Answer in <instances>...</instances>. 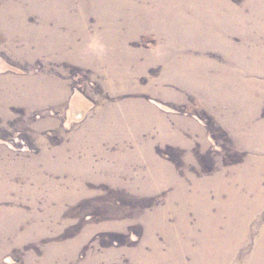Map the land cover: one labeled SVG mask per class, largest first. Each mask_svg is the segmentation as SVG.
Returning <instances> with one entry per match:
<instances>
[{
    "label": "rangeland",
    "instance_id": "obj_1",
    "mask_svg": "<svg viewBox=\"0 0 264 264\" xmlns=\"http://www.w3.org/2000/svg\"><path fill=\"white\" fill-rule=\"evenodd\" d=\"M171 252L264 264V0H0V264Z\"/></svg>",
    "mask_w": 264,
    "mask_h": 264
},
{
    "label": "bare ground",
    "instance_id": "obj_2",
    "mask_svg": "<svg viewBox=\"0 0 264 264\" xmlns=\"http://www.w3.org/2000/svg\"><path fill=\"white\" fill-rule=\"evenodd\" d=\"M152 1V0H151ZM52 2V1H51ZM257 2V1H256ZM110 3V2H109ZM149 3V2H148ZM151 3V2H150ZM253 3L255 4V1H253ZM59 4V3H58ZM111 4V3H110ZM202 5V4H201ZM256 5V4H255ZM56 6V5H55ZM258 6V5H257ZM256 6V7H257ZM58 7V6H57ZM212 8V7H211ZM206 9V8H205ZM162 10V9H161ZM171 10V9H170ZM178 11V10H177ZM145 13V12H144ZM210 14V13H209ZM2 15V14H1ZM6 16V15H5ZM106 16V15H105ZM12 17V16H11ZM175 17V16H174ZM107 18V17H106ZM99 21H100V19H99ZM101 22V21H100ZM256 22V21H255ZM175 24V23H174ZM16 29V28H15ZM205 29V28H204ZM14 30V29H13ZM199 30V29H198ZM208 30V29H207ZM209 32V31H208ZM215 35V34H214ZM39 36V35H38ZM186 36V35H185ZM192 38V37H191ZM212 38V37H211ZM38 39V38H37ZM223 39V38H222ZM58 41H60L61 42V38L58 40ZM192 41V40H191ZM217 41V40H216ZM197 43V42H196ZM204 43V42H203ZM46 45V44H45ZM181 45H183V44H181ZM180 45V46H181ZM223 45V44H222ZM228 45V44H227ZM226 47V46H225ZM229 47V46H228ZM174 48V47H173ZM182 48V47H181ZM179 49V48H178ZM182 52V51H181ZM239 53V52H238ZM245 53V52H244ZM202 54V53H201ZM253 61V60H252ZM256 61V60H255ZM184 64V63H183ZM181 66V65H180ZM248 66V65H247ZM250 66V65H249ZM251 66H252V64H251ZM176 67V66H175ZM256 68V67H255ZM258 68V67H257ZM180 69V68H179ZM251 69V68H250ZM166 70V69H165ZM243 70V69H242ZM181 71V70H180ZM255 71V70H254ZM174 72V71H173ZM245 72V71H244ZM183 73V72H182ZM180 74V73H179ZM226 76H228V75H226ZM197 77V76H196ZM116 78H118V77H116ZM174 79V78H173ZM198 79V78H197ZM205 79V78H204ZM187 80V79H186ZM195 81H197V80H195ZM215 80H213V82H214ZM219 81V80H218ZM228 81H230L229 79H228ZM165 82H166V80H165ZM203 82V81H202ZM54 83V82H53ZM183 83V82H182ZM198 83H199V80H198ZM231 83V85L233 84V82H230ZM234 85V84H233ZM247 85V84H246ZM245 86V85H244ZM250 86H251V84H250ZM45 87V86H44ZM214 90V89H213ZM22 91V90H21ZM44 90H43V88H40V87H38L35 83H33V84H31V87H30V90L29 91H27L26 92V95H28V96H30V95H33V94H41V96H48L49 94H48V92L46 93V92H43ZM206 91H208V89L206 90ZM10 93V92H9ZM5 94V93H4ZM19 94V93H18ZM19 96H24L25 97V95L24 94H20ZM212 97V96H211ZM28 98V97H27ZM225 98V97H224ZM211 102V101H210ZM213 102V101H212ZM242 104V103H241ZM140 116V115H139ZM150 164V163H149ZM166 166V165H165ZM156 172H159L158 170H156ZM163 180V179H162ZM213 180V179H212ZM172 182V181H171ZM169 185V184H168ZM213 186V185H212ZM214 211V210H213ZM187 224V223H186ZM208 226V225H207ZM241 233V232H240ZM152 239V238H151ZM153 240V239H152ZM220 240V239H219ZM187 242V241H186ZM154 244V243H153ZM158 252V251H157ZM198 253L199 252H197V254H195V256H196V260L198 261V263L197 264H207V261H205V258L204 257H202V255L200 254V258H198L199 256H197L198 255ZM1 254V253H0ZM171 254V257H172V259H171V261L173 262V263H180V261H177V259H179V257H178V255H173V252H171L170 253ZM204 254V253H203ZM183 255V254H182ZM146 256H148V255H146ZM176 257V258H175ZM168 258V257H167ZM208 258V257H207ZM222 258V257H221ZM221 258L217 261V260H214V262H213V264H226L227 263V261H221ZM48 259V258H47ZM163 259V258H162ZM161 259V260H162ZM250 259V258H249ZM149 260V259H148ZM152 260V259H151ZM165 260V259H164ZM229 260V259H228ZM146 260L145 259H142L141 260V262H145ZM155 261V260H154ZM249 261V260H248ZM138 262H140V261H138ZM153 262V261H152ZM147 263V262H146ZM149 263V262H148ZM196 263V262H195ZM90 264H95V262L94 261H92ZM154 264V263H153ZM157 264V263H156ZM160 264V263H159Z\"/></svg>",
    "mask_w": 264,
    "mask_h": 264
}]
</instances>
